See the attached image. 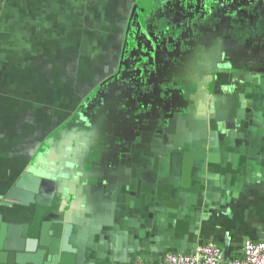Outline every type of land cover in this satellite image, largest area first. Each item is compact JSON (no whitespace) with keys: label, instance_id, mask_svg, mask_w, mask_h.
Masks as SVG:
<instances>
[{"label":"crops","instance_id":"0c3cea01","mask_svg":"<svg viewBox=\"0 0 264 264\" xmlns=\"http://www.w3.org/2000/svg\"><path fill=\"white\" fill-rule=\"evenodd\" d=\"M126 79L148 96L134 101L139 114L127 112ZM199 79L194 89L208 96L182 97ZM260 81L264 0H0V264L158 261L170 235L156 230L153 206L141 199L151 213L141 226L115 216L128 210L115 189L136 166L128 159L146 158L155 132L207 150L192 177L190 161L185 170L192 192L182 196L200 209L190 230L223 260L241 257L246 241L264 238V158L240 178L215 144L242 130L237 92ZM34 204L72 224L73 250H41L40 228L23 235Z\"/></svg>","mask_w":264,"mask_h":264},{"label":"water","instance_id":"95a60500","mask_svg":"<svg viewBox=\"0 0 264 264\" xmlns=\"http://www.w3.org/2000/svg\"><path fill=\"white\" fill-rule=\"evenodd\" d=\"M201 78V82L200 79L198 81H193L191 84L193 87L187 90L184 89L181 94L182 97L191 101L196 96L201 98L203 95L208 96L209 92H198L200 90L194 89L198 86L199 82L205 87L210 85V82L206 84L207 82L204 78ZM190 90H196L195 94H192ZM216 91L217 88L215 87L214 93ZM237 94L243 95L239 102L245 107L244 115H242L239 122L240 129L242 130L239 131V128L238 130H228L226 132V137H229L231 142L226 143L223 139L215 144V148L220 155L221 165L225 166L227 163H231L233 169L240 168L241 178L246 174V168L248 167L250 158H255L258 155L264 158V82H250L245 85L243 90L237 92ZM232 101L231 98V102ZM211 124L213 127V120H211ZM142 145L143 144L135 143L133 144V149H140L143 147ZM187 148L169 152L152 151L143 159L136 158L137 154L132 153L128 159L127 165H129V162L133 161L136 166L126 170L127 182H123L118 186L120 182L118 180V187H115L117 192H120V203L128 205V210L126 212L121 209L115 211V216L117 218L124 216L132 219V222L136 224L140 222V218H148L151 213L148 211H141V199L144 198V206H153L151 212L158 224L156 230H165L166 234L169 233V244H167V248L161 251L159 256L156 257L158 260H160L166 252L186 254L192 252L198 244H201V241L195 238V231L190 230L192 223H194L192 219L195 218L196 213L200 209L199 207L191 209L190 205L187 204L186 197L182 195L187 191L190 193L192 192L190 187L186 188L184 185L185 170L188 161H190L191 168V174L189 170V175L192 177L193 172L198 167L193 166V164L205 165L207 150L200 149L193 151ZM18 189V187H15L14 190ZM209 196L210 195L207 194V198H209ZM32 207L34 208L33 214L27 215L23 224H19V229H21L23 235L29 238L37 237V228H40L39 245L42 247L41 250H45L46 252L47 248L49 251L56 243L60 244L61 250H73L74 248L70 244L72 224L55 222L52 216L53 213L44 216L45 211H47V208L44 206L34 204ZM29 218H31V220ZM141 225L142 224L139 223V226ZM193 225H195V227L197 226L196 223ZM15 229L17 228L12 225L9 226V240L6 243L7 248L10 246L9 241L10 238L13 237V230ZM46 237H49V241L47 239L46 241L44 240ZM177 240H180L179 246H177ZM138 259L144 261V256ZM134 260L137 259L124 262Z\"/></svg>","mask_w":264,"mask_h":264},{"label":"built area","instance_id":"2783aa9c","mask_svg":"<svg viewBox=\"0 0 264 264\" xmlns=\"http://www.w3.org/2000/svg\"><path fill=\"white\" fill-rule=\"evenodd\" d=\"M118 264H149L137 259ZM152 264H264V238L260 241H246L239 258L223 260L218 244L214 241L198 244L190 253L166 252Z\"/></svg>","mask_w":264,"mask_h":264},{"label":"flooded vegetation","instance_id":"af4514ba","mask_svg":"<svg viewBox=\"0 0 264 264\" xmlns=\"http://www.w3.org/2000/svg\"><path fill=\"white\" fill-rule=\"evenodd\" d=\"M132 80L128 81V79H126V82L123 81L121 82L122 84H126L125 88L127 89V92H126V95L128 97L127 101L129 104V109H127V112H131V114H139V103H136L138 102L139 100H143L144 102H148L149 99H148V96L147 95H143L142 93V90H140L139 88L138 89H133L131 87V82ZM132 82H135L134 85L136 87H139L140 84L138 82L135 81H132ZM135 87V88H136ZM136 93V96L133 97V94ZM135 98V99H133ZM113 99L115 100L116 98L113 97ZM166 99V98H164ZM136 101V102H134ZM165 101V100H164ZM138 109V110H137ZM137 110V111H136ZM158 135L155 133H153V141H157V142H151V144L149 143V148H151V150L153 151H158V152H163V151H172V150H184L183 147H181V142L180 141H176V140H173V138L171 140H168V138H165V137H157ZM146 145L148 144H143V146L147 147ZM133 147V146H132ZM79 161V160H78Z\"/></svg>","mask_w":264,"mask_h":264}]
</instances>
